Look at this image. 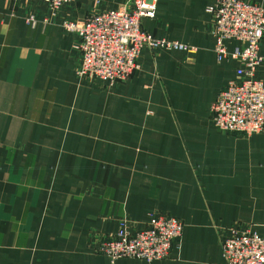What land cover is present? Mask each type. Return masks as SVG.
<instances>
[{
  "label": "crops",
  "instance_id": "obj_1",
  "mask_svg": "<svg viewBox=\"0 0 264 264\" xmlns=\"http://www.w3.org/2000/svg\"><path fill=\"white\" fill-rule=\"evenodd\" d=\"M125 1L0 0V264H221L230 228L264 235V127L244 135L208 120L236 65L213 50L215 0H157L140 20L192 49L142 46L111 85L76 77L78 36L61 22ZM152 212L183 223L166 257L90 249L119 219L139 228Z\"/></svg>",
  "mask_w": 264,
  "mask_h": 264
},
{
  "label": "built area",
  "instance_id": "obj_2",
  "mask_svg": "<svg viewBox=\"0 0 264 264\" xmlns=\"http://www.w3.org/2000/svg\"><path fill=\"white\" fill-rule=\"evenodd\" d=\"M55 9L72 0H41ZM157 0H126L116 8L88 15L81 22L62 21L63 28L78 36L75 48L78 79H100L108 85L124 80L138 67L142 46L190 50L188 44L155 38L140 26L142 18H152ZM206 11L211 15L210 35L217 58L236 61L234 75L214 95L209 123L223 132L248 135L264 127V52L258 46L264 34V8L245 0H215ZM31 23L32 18L28 17ZM226 40H235L228 51ZM183 223L173 216L152 212L144 226L131 228L119 219L116 229L91 241L94 252L110 261L120 257L145 260L166 257L173 240L181 234ZM221 264H264V235L250 227H232L220 241Z\"/></svg>",
  "mask_w": 264,
  "mask_h": 264
}]
</instances>
